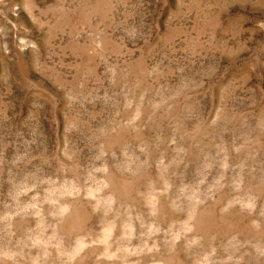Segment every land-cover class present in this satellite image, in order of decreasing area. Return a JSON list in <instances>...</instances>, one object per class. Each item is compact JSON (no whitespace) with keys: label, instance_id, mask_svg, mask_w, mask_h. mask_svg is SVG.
I'll return each instance as SVG.
<instances>
[{"label":"rangeland","instance_id":"rangeland-1","mask_svg":"<svg viewBox=\"0 0 264 264\" xmlns=\"http://www.w3.org/2000/svg\"><path fill=\"white\" fill-rule=\"evenodd\" d=\"M0 264H264V0H0Z\"/></svg>","mask_w":264,"mask_h":264}]
</instances>
